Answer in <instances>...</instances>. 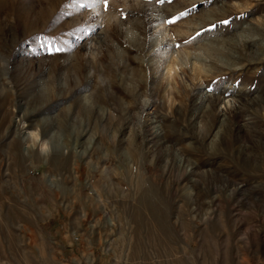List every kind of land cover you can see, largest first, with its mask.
I'll return each mask as SVG.
<instances>
[{"label":"rangeland","instance_id":"rangeland-1","mask_svg":"<svg viewBox=\"0 0 264 264\" xmlns=\"http://www.w3.org/2000/svg\"><path fill=\"white\" fill-rule=\"evenodd\" d=\"M0 264H264V0H0Z\"/></svg>","mask_w":264,"mask_h":264},{"label":"snow or ice","instance_id":"snow-or-ice-1","mask_svg":"<svg viewBox=\"0 0 264 264\" xmlns=\"http://www.w3.org/2000/svg\"><path fill=\"white\" fill-rule=\"evenodd\" d=\"M102 2L105 4V6H107L108 0H102ZM160 2L163 3V2H165V0H160ZM169 2H170V0H169ZM185 15H187L186 12L180 13L179 16L175 17L173 20L168 21V23H175L180 17L185 16ZM220 23L227 25V24L230 23V20L225 19V20L220 21ZM213 27H215V25H213ZM197 35H199V33ZM176 47H180V45H176ZM54 50L57 51V52H59L62 49L55 48ZM209 90H211V89H209Z\"/></svg>","mask_w":264,"mask_h":264},{"label":"bare ground","instance_id":"bare-ground-1","mask_svg":"<svg viewBox=\"0 0 264 264\" xmlns=\"http://www.w3.org/2000/svg\"><path fill=\"white\" fill-rule=\"evenodd\" d=\"M145 106H147L148 107V103H146V105ZM29 135H33L35 138H38V134L37 133H35L34 134V132H31V133H29ZM48 144H47V140H45L44 142H43V146L44 147H46Z\"/></svg>","mask_w":264,"mask_h":264}]
</instances>
